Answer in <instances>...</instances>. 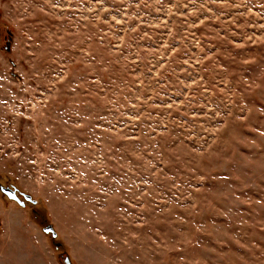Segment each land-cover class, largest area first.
I'll return each mask as SVG.
<instances>
[{
	"label": "rangeland",
	"instance_id": "1",
	"mask_svg": "<svg viewBox=\"0 0 264 264\" xmlns=\"http://www.w3.org/2000/svg\"><path fill=\"white\" fill-rule=\"evenodd\" d=\"M0 184V264H264V0H0Z\"/></svg>",
	"mask_w": 264,
	"mask_h": 264
},
{
	"label": "water",
	"instance_id": "2",
	"mask_svg": "<svg viewBox=\"0 0 264 264\" xmlns=\"http://www.w3.org/2000/svg\"><path fill=\"white\" fill-rule=\"evenodd\" d=\"M0 189L7 195L8 198H10L13 201L15 200L20 205H24V200L34 201V199L31 197V195L29 193L27 194L25 192H21V194H22L21 196L23 197V199H20V196L16 192L17 190L15 189V187L12 188V187L1 186ZM42 231L50 232L52 234V236H54V237L56 236V231H54L51 224L44 225L42 228ZM63 260L67 264L70 263V260L68 259L67 256H65Z\"/></svg>",
	"mask_w": 264,
	"mask_h": 264
},
{
	"label": "trees",
	"instance_id": "3",
	"mask_svg": "<svg viewBox=\"0 0 264 264\" xmlns=\"http://www.w3.org/2000/svg\"><path fill=\"white\" fill-rule=\"evenodd\" d=\"M1 186H5V185L0 184V187H1ZM5 187H11V186H7V185H6ZM13 187H15V186H12V188H13ZM15 189H16V187H15ZM0 190H1V189H0ZM16 190L18 191V189H16ZM1 191H2V190H1ZM2 192H3V191H2ZM19 192H22V191L19 190ZM3 193H4V192H3ZM4 194H5V193H4ZM5 195H6V194H5ZM6 197H7V195H6ZM7 198H8V197H7ZM8 199H10V198H8ZM31 202H32V203H35V200H34V201H31ZM48 233H49V232H48ZM51 235H52V234H51ZM52 237L55 238L56 236H55V237L52 236Z\"/></svg>",
	"mask_w": 264,
	"mask_h": 264
},
{
	"label": "flooded vegetation",
	"instance_id": "4",
	"mask_svg": "<svg viewBox=\"0 0 264 264\" xmlns=\"http://www.w3.org/2000/svg\"><path fill=\"white\" fill-rule=\"evenodd\" d=\"M16 192L18 193L19 196L22 195L21 192H19V191H16ZM22 198H23V197L21 196L20 199H22Z\"/></svg>",
	"mask_w": 264,
	"mask_h": 264
}]
</instances>
